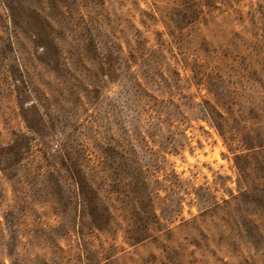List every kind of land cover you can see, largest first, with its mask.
<instances>
[{"label":"rangeland","instance_id":"1","mask_svg":"<svg viewBox=\"0 0 264 264\" xmlns=\"http://www.w3.org/2000/svg\"><path fill=\"white\" fill-rule=\"evenodd\" d=\"M20 1L61 59L0 0V264H264V0Z\"/></svg>","mask_w":264,"mask_h":264},{"label":"trees","instance_id":"2","mask_svg":"<svg viewBox=\"0 0 264 264\" xmlns=\"http://www.w3.org/2000/svg\"><path fill=\"white\" fill-rule=\"evenodd\" d=\"M7 4V7L11 13L12 19L14 23L22 28L31 35V37L34 39L37 47L42 48L45 52L44 56V62H46L47 65L51 66L52 68H57L61 59L60 51L56 44V35L54 34L53 29H51L50 23L46 21V19L42 16V5L40 7L39 12L36 11H29L27 9H24L21 7V1L20 0H4ZM51 4L53 6V11L48 13L49 16H52L55 20L57 12V6L58 2H61L63 4H67V0H50ZM33 4V3H32ZM37 5V3H35ZM58 20V19H57ZM56 20V21H57ZM59 22V21H58ZM106 62L108 63V73H105L106 75H109L112 73V66L114 58L112 55H109L105 57ZM18 73H12L13 78L16 80V82H20L22 84V88H20L21 92H24L25 94H28L27 92V86L23 80L22 74L19 70H17ZM26 103H21V107L24 108ZM30 109H33L35 111L34 118L27 117L26 120L28 121V126L30 129L37 132L44 143V145L48 148H51L54 144L55 135L53 134L52 128L49 124V122L45 119V117L42 115L40 110L38 109L37 105L35 103H32L30 106ZM35 120V121H33ZM65 145H61V150L56 152L57 155H59V160L61 161V164L63 166H66L69 170L70 175L72 176L73 180L76 182L77 186H79V193L84 201V206L87 208V213L90 214L92 217V220L95 224V226L103 230L107 226L106 219L101 218L104 211V207H101L99 205V202L95 200L93 197H90L88 193V185L85 182V179H83L80 170L77 169V167L72 163H69V159L67 158V151L64 149ZM9 151V152H8ZM6 153L8 154L10 159L6 158V153H1V167L4 170V172H8L13 170L15 163L12 161L18 160L20 158V152L16 150V146L10 148ZM66 151V152H65ZM95 197V196H94ZM103 208V210H102ZM105 220V221H104Z\"/></svg>","mask_w":264,"mask_h":264}]
</instances>
